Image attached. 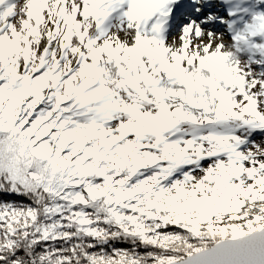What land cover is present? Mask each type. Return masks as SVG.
<instances>
[{
  "label": "snow or ice",
  "instance_id": "obj_1",
  "mask_svg": "<svg viewBox=\"0 0 264 264\" xmlns=\"http://www.w3.org/2000/svg\"><path fill=\"white\" fill-rule=\"evenodd\" d=\"M0 264H264V0H0Z\"/></svg>",
  "mask_w": 264,
  "mask_h": 264
}]
</instances>
